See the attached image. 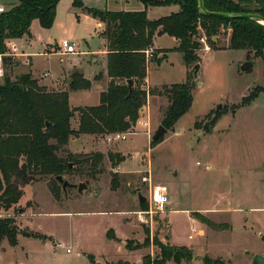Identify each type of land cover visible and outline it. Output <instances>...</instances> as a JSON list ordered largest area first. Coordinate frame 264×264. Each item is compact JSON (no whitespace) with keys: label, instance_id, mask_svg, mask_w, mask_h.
I'll use <instances>...</instances> for the list:
<instances>
[{"label":"rangeland","instance_id":"374dc122","mask_svg":"<svg viewBox=\"0 0 264 264\" xmlns=\"http://www.w3.org/2000/svg\"><path fill=\"white\" fill-rule=\"evenodd\" d=\"M0 1L7 11L13 6L10 0ZM246 5L264 11V0H249ZM35 30L38 44L43 32ZM216 39L220 46H229L224 30ZM198 40L203 67L193 81L189 111L155 146L151 137L158 127L143 128L140 119L127 130L132 134L125 140L109 143L102 134L72 135L59 154L101 152L105 155L100 166L104 171L93 176L89 164H71L75 168L63 176L72 183L89 180L83 193L76 188L64 191L51 175L24 186L20 201L7 211L0 210V218H12L16 229L14 243L6 238L0 242V264H90L89 253L102 264L120 259L138 262L148 254L156 258L161 251L158 243L186 246L192 251L190 262L170 260L166 264H204L206 257L224 264H252L256 253L264 255V91L251 100L257 87L264 88V59L253 50L217 48L204 52L206 41L201 36ZM18 43L19 51L31 56L29 38L22 36ZM160 44L172 46L173 38L165 36ZM12 53L15 50L6 41V52L0 55V83L5 75L16 80L31 71L28 58L20 60ZM156 55L161 60L155 56L147 61L155 84L179 81L183 56L177 52H169L168 58L163 52ZM50 56L33 57L32 68L37 74L43 72ZM17 60L18 66L14 64ZM247 60L254 67L242 72L240 66ZM193 65L188 66L192 69ZM142 87L153 90L162 86L147 87L144 80ZM86 100L98 101L95 96ZM69 104L73 111L80 107L70 100ZM218 104H222L219 110ZM146 106V115L155 119L159 101L148 97ZM216 114L219 119L213 126ZM78 118L75 112L71 119L74 129L79 126ZM120 148L127 154L118 152ZM110 152L120 153L127 161L113 166ZM114 173L118 175L116 187ZM146 175L149 181L143 180ZM157 182L166 184L174 197L162 209L148 202L150 185ZM139 192L147 197L144 205L139 202ZM244 197L248 201L243 199L241 208L237 203ZM109 227L121 236L115 242L107 237ZM20 229L29 233H20ZM135 245L139 248L131 249Z\"/></svg>","mask_w":264,"mask_h":264},{"label":"trees","instance_id":"16d2710c","mask_svg":"<svg viewBox=\"0 0 264 264\" xmlns=\"http://www.w3.org/2000/svg\"><path fill=\"white\" fill-rule=\"evenodd\" d=\"M8 11L0 13V55L6 52V41L30 35L33 20L41 26L51 28L56 17L60 0H15ZM146 8L150 5L178 4L180 9L169 15L151 20L147 11H109L85 6L82 0H73V5L85 10L106 22L104 35L108 40V75L112 78L108 88L101 93L100 103L93 106H80L71 110L68 91H51L38 83L30 73L22 74L16 80L5 75L0 83V210L15 206L24 194L23 187L41 177L64 175L75 167L71 164H89L92 175L102 173L104 154L91 155L59 152L68 144L72 135L111 134L127 131L140 118V110L146 105L149 95H166L169 105L163 112L162 125L167 129L176 125L190 109L193 101V81L190 76L185 82L164 84L161 89L148 90L142 87L147 77L148 63L145 49L154 45L156 34H168L177 39L179 45L164 51L177 50L182 53L187 65L198 63L200 56L199 36L205 37L206 44L218 48L222 30L231 29L228 48L253 50L255 56L264 59V24L251 18H223L203 14L199 0H142ZM249 0H205L207 10L213 12L257 13L264 17V11L253 10L246 4ZM156 49V54L161 53ZM155 60H161L157 58ZM78 77L82 86L88 87L78 72L73 73L71 88L77 89ZM133 80L132 92L128 80ZM264 88L259 86L251 100L256 99ZM79 113V126L74 129L71 119ZM211 113L208 114V117ZM212 118L213 126L218 121ZM48 122V123H47ZM151 140L152 146L160 143ZM113 166L125 158L118 152H110ZM57 181V180H56ZM58 182V181H57ZM118 175H112L116 187ZM59 183V182H58ZM53 192L55 190L53 189ZM144 205V203H143ZM16 229L13 219L0 218V242L6 238L14 243ZM111 239L115 233L108 231ZM160 254L156 258L145 255L141 262L129 260L105 261L104 264H166L192 260V251L186 246H171L158 243ZM139 248L138 245L131 249ZM90 264H102L93 253L87 254ZM204 264H224L206 257Z\"/></svg>","mask_w":264,"mask_h":264},{"label":"crops","instance_id":"0c3cea01","mask_svg":"<svg viewBox=\"0 0 264 264\" xmlns=\"http://www.w3.org/2000/svg\"><path fill=\"white\" fill-rule=\"evenodd\" d=\"M15 2H16L15 0H10L11 5H14ZM82 2L85 6L97 8L100 10H109V11H142L146 9L147 17L151 20L169 15L180 9V6L178 4L150 5L146 8L142 0H82ZM39 24L40 22L38 19L33 20L30 28L31 31L30 35L23 36V38L25 37L29 38V42L31 43V56L28 54L25 55L26 53L24 51L20 52L21 50L19 49V43H18L20 38H11L7 40L10 44H12L15 50V53L12 54L18 56L17 58H19L20 60H25V58L29 59L28 65L29 67L31 66V68H29L31 69V71L27 73H31L32 77L34 79H37L40 85L45 86L46 88L47 86H52L55 88L60 87L61 89L60 91H68L69 100L71 102L77 103L78 104L77 106L98 105L100 103L101 93L108 88L112 80V78L108 75V67H107L109 48H108L107 37L104 35L106 22H103L100 19L95 18L92 14L88 13L84 7L74 6L73 0H66L64 2L63 0H60L57 6L56 17L53 26L51 28H44L41 26V24H40L41 27H39ZM35 27L40 28L43 32V39L38 44H36L37 31L35 30ZM224 32L227 39H230V35H229L231 33L230 30L227 29L224 30ZM165 36L173 38L172 46H164L160 44V39ZM214 37L213 39L215 41L217 40L216 38H219V36H216L215 38ZM63 38H68L72 42H75L78 52L75 54H63L59 46V42ZM154 45L158 51H162L164 53L165 50L171 48L173 49L176 46H178L179 43L175 37L170 36L168 34H156L154 37ZM217 46L219 49L228 48V46L222 47L219 44ZM212 50L213 48L209 47L206 48L204 52L212 51ZM169 52L170 53L177 52L181 54L180 55L181 57L183 56L182 53L177 50H172ZM169 52H167V58ZM38 54H44V56L51 55L50 56L51 59L50 58L47 59V64L44 65V70L43 72H41V74H37V72L34 71L32 68L35 64L33 57L38 56ZM18 62L19 61L17 60L15 61L14 64H17L18 66L20 64ZM199 63L201 64L199 70L200 72L203 67V64L202 62ZM182 66H183V72L179 81L176 80L168 83H161L160 85L155 84L156 82L153 81L152 74L148 68L147 77L145 78V83H147V87H151V86L161 87L164 84H172V83L187 81L188 76H190V72L192 69L186 63ZM75 72H78L79 75L81 74L83 79L89 82L88 87H81L83 84L82 78L78 77L79 88L77 89L71 88V84L74 82L73 73ZM2 75H3V70L2 67H0V78L2 77ZM200 82L201 83L199 85H202V81ZM91 96H95V99L98 101L86 102L87 101L86 99ZM148 97L149 100L154 99V101L157 102L159 101V111L157 112V116L154 119L152 118L151 114L148 113L146 115L149 106L145 105V107H142L140 110L141 116L139 119L146 120V116H149L151 120L150 126L158 127L159 125L162 124L161 122L163 119V112L166 109V107L169 105V100L166 95L153 94V95H149ZM259 97L260 94L256 99H258ZM118 152L122 153L123 155H126L128 151L126 149L124 150L123 148H120ZM126 161L127 159L125 158L121 162V164ZM121 164L118 166V172L122 169ZM169 192H170V188H169ZM243 199L245 201H248V199L245 197L241 198V200H239V202L237 203L238 206L241 207L243 205L242 203ZM173 200L174 197L171 196V192H170V202H173ZM100 212H107V211L101 210ZM130 223L133 222L131 221ZM131 227L133 228L134 226L132 225ZM109 230L113 231L117 238L121 237L119 233L116 232L114 227L108 228L106 232L107 237ZM109 239L115 242V239H111V238Z\"/></svg>","mask_w":264,"mask_h":264},{"label":"water","instance_id":"95a60500","mask_svg":"<svg viewBox=\"0 0 264 264\" xmlns=\"http://www.w3.org/2000/svg\"><path fill=\"white\" fill-rule=\"evenodd\" d=\"M199 7H200V11L203 14L214 15V16L223 17V18H230V19L251 18V19H257L258 21L264 22V17L257 14V13H233V12L209 11L206 8L205 0H199ZM200 66H201V64L198 62V63H195L194 66L192 67V70L190 72L189 83L198 79ZM252 68H253V62L250 60L243 62L242 65L240 66V69L242 72H248ZM128 83L130 86V91L132 92L133 80L129 79ZM200 83L201 82L199 81V84ZM221 107H222V104H218L216 109L219 110V109H221ZM167 131H168V129L165 126H163L162 124L159 125L158 128L156 129V131L154 132V134L152 135L151 140H154V141L158 140ZM55 179L59 182V184L62 186V189L64 191H66L68 188H76L80 193H83L84 189L87 188L88 184H89V180H86L84 182L81 181L79 183H72L68 179H66L63 175H57L55 177ZM138 197H139L140 202H145L147 200V197L145 195H143L141 192L138 193ZM20 233L28 234L29 232L24 231L23 229H20ZM261 236L263 237V240H264L263 233H261ZM252 264H264V255L260 254V253H256L253 256Z\"/></svg>","mask_w":264,"mask_h":264},{"label":"built area","instance_id":"2783aa9c","mask_svg":"<svg viewBox=\"0 0 264 264\" xmlns=\"http://www.w3.org/2000/svg\"><path fill=\"white\" fill-rule=\"evenodd\" d=\"M5 11H7L6 6L2 2H0V13L5 12ZM202 39L204 41H206L205 37H202ZM59 46H60L61 52L63 54H75L78 52L77 47H76V43L72 42L68 38L61 39L59 42ZM206 48H209V46L207 45ZM155 54H156L155 45H150L149 47H147L145 49V55H146L147 61L152 60L155 57ZM140 124L149 130V128H150V121L149 120H147V119L146 120H140ZM130 133H131V131H121V132L111 133V134L106 136V140L109 143H112L114 141L125 140V139H127V136ZM147 172L150 174V169ZM143 180L149 181L150 176L149 175L143 176ZM148 202L150 203V205H153V206L158 207L160 209H162L167 204H169L170 192H169L168 186L164 183H161V182L151 184L150 185V193L148 195Z\"/></svg>","mask_w":264,"mask_h":264},{"label":"bare ground","instance_id":"6f19581e","mask_svg":"<svg viewBox=\"0 0 264 264\" xmlns=\"http://www.w3.org/2000/svg\"><path fill=\"white\" fill-rule=\"evenodd\" d=\"M261 23H264V22H262V21H260Z\"/></svg>","mask_w":264,"mask_h":264}]
</instances>
